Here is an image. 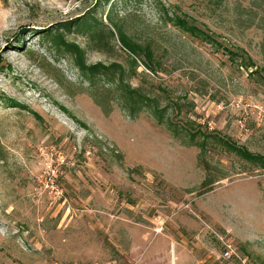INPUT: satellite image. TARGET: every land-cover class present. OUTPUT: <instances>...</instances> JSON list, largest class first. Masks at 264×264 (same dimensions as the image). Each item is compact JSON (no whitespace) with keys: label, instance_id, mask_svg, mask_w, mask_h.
<instances>
[{"label":"rangeland","instance_id":"obj_1","mask_svg":"<svg viewBox=\"0 0 264 264\" xmlns=\"http://www.w3.org/2000/svg\"><path fill=\"white\" fill-rule=\"evenodd\" d=\"M0 58V264H264V167L221 142L264 157V0H0Z\"/></svg>","mask_w":264,"mask_h":264},{"label":"trees","instance_id":"obj_2","mask_svg":"<svg viewBox=\"0 0 264 264\" xmlns=\"http://www.w3.org/2000/svg\"><path fill=\"white\" fill-rule=\"evenodd\" d=\"M107 18L111 26L116 30V35L121 44V47L128 50L129 53L137 57H139L141 54L142 55L144 54V59H143L144 66L150 72L152 73L155 72L156 71L155 69L156 61L155 59H153L152 52H150V50L147 47H144L138 44L137 42H134L130 37L125 35V33L120 29V27L113 21L111 14H108ZM170 21L172 22V24L180 28L182 31L188 32L190 34H194L196 36L202 35L203 37H207V35L204 32L200 31L195 25L188 23L187 20L181 17H174ZM99 24L100 23L98 22L93 23L92 27H89V28H93L94 30L92 31L93 33L90 35V41L97 50L107 52L109 41L110 39H112L114 34L111 30H107V34H106L102 28L97 27ZM214 44L217 47H222L217 42H214ZM222 48L226 52V54L229 56V59L231 61H234L235 59H240L241 64L239 65L245 66L247 69L254 66V63L252 62L251 57H249V55L246 52H244L243 49L239 48V50L242 51V53L239 54L238 52L232 51L230 49H227L224 47ZM1 61L2 60L0 58V63ZM85 70H86V73H84L85 77L86 78L88 77L89 84L94 86L96 85L98 81V79L95 78L94 71L108 70V68H104L103 66L100 67V65H93L91 67H85ZM103 74L106 75V73L102 72L101 75ZM123 88L124 87L123 86L121 87L120 85L117 88V90L121 92ZM106 90L109 91L108 89ZM126 90L127 92L123 91L122 97H118V100H119L118 102L122 106L123 110L130 117L134 118L140 110H142L143 108L147 109L151 106L146 101V98H144V96L141 93H139L137 88L135 89L127 88ZM104 96L106 98L108 96V93L107 92L106 94L101 93L100 95L93 94L94 102L100 105V107H103L102 105L104 103V99H103ZM156 107L157 106L154 105L155 109H157ZM104 111H107V109H104ZM221 142L223 145H225L229 150L234 152L240 158L245 159L247 161H251V162H257L258 164H261L262 167H264V157H262L261 155L251 153L245 147L236 146L233 143L226 141V140H221ZM200 146H203V145H200ZM200 161L203 164L204 170L206 171L205 179L203 180L201 185H202V188L205 189V191H207V190H210L212 184L214 183V181H216V176L212 175L209 172L210 164L207 161H205V159H201ZM222 177H224V175H222Z\"/></svg>","mask_w":264,"mask_h":264},{"label":"built area","instance_id":"obj_3","mask_svg":"<svg viewBox=\"0 0 264 264\" xmlns=\"http://www.w3.org/2000/svg\"><path fill=\"white\" fill-rule=\"evenodd\" d=\"M235 252L232 250L231 245H226V247L224 248L222 254H221V258H223L226 261H229L231 259H234L235 257ZM239 260H241V264H245V261L242 260L241 258H239Z\"/></svg>","mask_w":264,"mask_h":264}]
</instances>
